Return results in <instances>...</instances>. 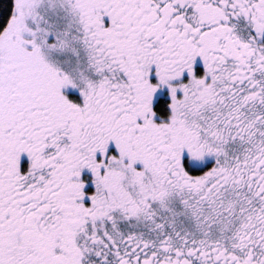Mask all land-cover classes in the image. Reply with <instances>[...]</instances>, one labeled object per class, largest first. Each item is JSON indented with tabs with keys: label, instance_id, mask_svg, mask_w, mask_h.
<instances>
[{
	"label": "snow or ice",
	"instance_id": "6c2138e0",
	"mask_svg": "<svg viewBox=\"0 0 264 264\" xmlns=\"http://www.w3.org/2000/svg\"><path fill=\"white\" fill-rule=\"evenodd\" d=\"M0 264H264V0H0Z\"/></svg>",
	"mask_w": 264,
	"mask_h": 264
}]
</instances>
